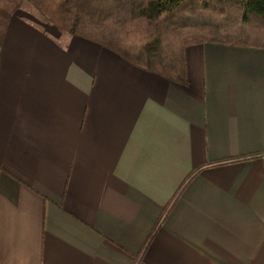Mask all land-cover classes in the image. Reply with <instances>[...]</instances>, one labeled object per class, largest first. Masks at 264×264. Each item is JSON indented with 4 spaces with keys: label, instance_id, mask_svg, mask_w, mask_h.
Returning <instances> with one entry per match:
<instances>
[{
    "label": "crops",
    "instance_id": "1",
    "mask_svg": "<svg viewBox=\"0 0 264 264\" xmlns=\"http://www.w3.org/2000/svg\"><path fill=\"white\" fill-rule=\"evenodd\" d=\"M186 62L176 84L12 14L0 264H264V49L197 44Z\"/></svg>",
    "mask_w": 264,
    "mask_h": 264
},
{
    "label": "trees",
    "instance_id": "2",
    "mask_svg": "<svg viewBox=\"0 0 264 264\" xmlns=\"http://www.w3.org/2000/svg\"><path fill=\"white\" fill-rule=\"evenodd\" d=\"M17 10L180 85L189 46L264 49V0H0V41Z\"/></svg>",
    "mask_w": 264,
    "mask_h": 264
}]
</instances>
